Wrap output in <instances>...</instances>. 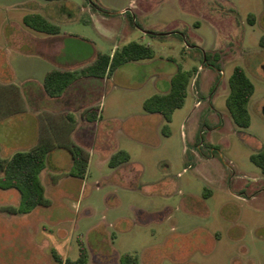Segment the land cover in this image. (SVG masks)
<instances>
[{"label": "rangeland", "instance_id": "1", "mask_svg": "<svg viewBox=\"0 0 264 264\" xmlns=\"http://www.w3.org/2000/svg\"><path fill=\"white\" fill-rule=\"evenodd\" d=\"M46 2L0 0V20L11 19L15 27L25 28L23 16L40 13L64 30L92 37L105 53L115 44L152 43L159 54L175 56L178 67L199 69L184 106L173 114L168 134L162 126L142 136L144 142L127 139L126 147L140 165L139 181L133 180L141 184L138 195L119 190L120 201L107 199L119 187L97 188L98 180H116L110 166L98 164L97 153L92 154L87 176L66 190L54 189L46 175L51 203L31 215L8 214L20 209L21 196L17 189L0 188V264H61L52 248L77 259L78 238L89 245V237L99 231L103 247L91 251L109 255L107 264H121L128 251L139 256L140 264H264V173L251 160L264 145V0H52L43 6ZM91 3L93 10H86ZM96 7L110 17L105 23L115 36L101 37L86 24L92 12H99ZM144 27L156 35L144 34ZM73 40L67 39L69 51ZM196 43L201 46L191 47ZM16 48L35 47L30 41L6 45V58L16 74L13 78L1 68L0 80L6 82L5 93L21 96L16 86L25 76ZM3 55L0 50V63ZM237 65L255 84L249 127L235 122L226 102ZM131 124H126L129 134ZM11 142L1 133L0 155L7 157L17 149ZM50 164L48 157L46 166ZM66 165L67 161L58 170L66 173ZM26 226L53 228L49 244L41 230L31 233Z\"/></svg>", "mask_w": 264, "mask_h": 264}, {"label": "crops", "instance_id": "2", "mask_svg": "<svg viewBox=\"0 0 264 264\" xmlns=\"http://www.w3.org/2000/svg\"><path fill=\"white\" fill-rule=\"evenodd\" d=\"M46 1L43 6L52 0ZM91 4L92 6L87 4L85 9L92 11L95 4ZM96 8L99 12H92V16L85 19L86 24H92L101 37L115 36L116 33L105 23L109 21L110 17L104 15V11L99 7ZM39 9L44 12L42 6ZM120 13H125V10H121ZM23 18L25 28L15 27V22L11 19L0 20V50L4 53V60L0 63V69L9 70L12 77L15 78V67L9 58H6L4 52L7 51L6 45L10 46L18 41H30L35 47L32 48L33 50L25 51L21 48L15 49L18 50L16 52L20 56L17 64L22 68L20 70L24 72L23 76H25L23 84L16 86V89L20 88L23 91L21 96H15L13 92L5 93L6 82L0 80V135L3 133L6 139H12L11 147L17 148L7 157L0 156L10 158L17 151L29 150L42 143L64 146L59 149L52 148L49 151L48 157L49 160H52V164L46 166L41 172L46 196L51 201L48 196L49 187L44 180L46 175L50 177L49 184L53 185L54 189L58 188L59 190H66L67 185L73 181L83 179L72 174L74 155L71 147L78 145L89 154V165L92 154L97 153L98 164L100 166L108 165L112 169L115 182L107 181L108 179L104 178L96 183L98 189L106 184L118 185L119 189L110 192L107 199L115 200V202L120 201L121 196L119 192H116L119 190L127 195H138L142 191L141 188H138V185H141L138 184L140 165L133 161L132 153L126 147L127 139L134 142H144L142 136L156 132L165 125L164 115L146 111L144 102L152 95L170 91L172 78L178 70L176 57L159 54L154 49V45L150 43L155 51L152 58L123 64L110 77H81L74 81L62 95L50 96L44 85L45 77L49 71L53 69L79 70L94 62L98 54L104 51L98 42L88 35L64 30L61 25L59 33L38 31L25 24ZM142 31L144 34L153 36L146 32L151 31L147 27H144ZM69 38L74 39L70 51L67 50V39ZM142 39L144 40L145 36H142ZM192 46L200 47L201 45L196 43ZM117 48L120 47L115 44L110 54H113ZM195 66L197 67V65L193 67ZM183 68L192 69L186 66ZM106 88L108 91L104 99ZM146 91L150 93L145 94ZM128 121L133 123L130 134L126 126ZM121 150L127 151L131 156L130 159L117 166H111L112 156ZM65 161H67L65 167L67 171L61 173L58 169ZM134 178L138 181L133 182ZM117 204L115 203L116 206ZM38 207H42V205ZM135 209L137 208L135 207ZM37 210L36 207L28 213L17 211H8L7 213L14 216H28ZM26 228L31 233L41 230L47 244H49V234L52 236L54 233L53 228L48 227L26 226ZM97 233L100 234H97L93 239L89 237V245L81 237L78 238V242L82 240L88 248V263L91 261L94 264L111 263L109 255L93 254L91 251L103 247L101 239L103 232ZM63 237L61 231L60 238L63 239ZM31 239L35 238L31 237ZM53 250L57 251V249L52 248V255ZM59 254L63 259L71 258Z\"/></svg>", "mask_w": 264, "mask_h": 264}, {"label": "trees", "instance_id": "3", "mask_svg": "<svg viewBox=\"0 0 264 264\" xmlns=\"http://www.w3.org/2000/svg\"><path fill=\"white\" fill-rule=\"evenodd\" d=\"M254 17L251 14L250 20L253 21ZM23 20L25 24L38 31L46 33H59L61 31L60 25L40 13H28L24 15ZM151 34L156 35L155 33ZM261 43L264 45V35L261 38ZM154 55L155 51L150 44L131 41L117 48L113 54L100 52L94 62L79 70L53 69L49 71L44 81L45 89L50 96H60L74 81L81 77H110L121 65L131 61L152 58ZM206 57L208 59V54ZM197 70L198 67L196 66L189 70L179 66L172 78L170 91L152 95L145 100L144 108L146 111L164 115L167 121L163 126L165 134L169 133V123L173 119L175 110L184 106L188 87L194 72ZM229 83L230 92L226 99L227 106L239 126L249 127L251 125L249 102L255 92V84L241 65L234 67ZM52 147L48 143H42L29 150L17 151L10 158L0 156V188H14L19 191L21 203L20 209H16L17 212L28 213L40 205L48 206L51 203L46 196L41 172L46 167V161ZM71 151L74 155L72 174L85 178L88 173L89 154L78 145H73ZM130 157L127 151L121 150L112 156L110 165L117 166L128 161ZM251 160L264 173V145L259 151L251 154ZM79 245L80 254L77 259H63L56 250H53L56 261L61 264H87L89 259L88 248L82 240L79 241ZM120 261L121 264H140L139 256L132 252H124Z\"/></svg>", "mask_w": 264, "mask_h": 264}, {"label": "water", "instance_id": "4", "mask_svg": "<svg viewBox=\"0 0 264 264\" xmlns=\"http://www.w3.org/2000/svg\"><path fill=\"white\" fill-rule=\"evenodd\" d=\"M146 32H148V33H153V32H151V31H146ZM204 54H205V52H204ZM206 55V54H205ZM263 112H264V106H263Z\"/></svg>", "mask_w": 264, "mask_h": 264}, {"label": "built area", "instance_id": "5", "mask_svg": "<svg viewBox=\"0 0 264 264\" xmlns=\"http://www.w3.org/2000/svg\"><path fill=\"white\" fill-rule=\"evenodd\" d=\"M197 94H198V91H197Z\"/></svg>", "mask_w": 264, "mask_h": 264}]
</instances>
